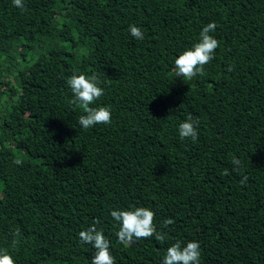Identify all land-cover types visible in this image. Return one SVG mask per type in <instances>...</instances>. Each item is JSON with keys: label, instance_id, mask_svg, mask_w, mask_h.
<instances>
[{"label": "trees", "instance_id": "16d2710c", "mask_svg": "<svg viewBox=\"0 0 264 264\" xmlns=\"http://www.w3.org/2000/svg\"><path fill=\"white\" fill-rule=\"evenodd\" d=\"M23 5L0 0V250L15 264H90L78 234L99 221L116 264H162L177 241L200 244L199 264H264V0ZM213 22L204 74L176 78ZM73 74L97 77L104 94L88 107H108L110 124L80 127ZM189 117L196 142L179 136ZM138 207L164 241L118 243L110 212Z\"/></svg>", "mask_w": 264, "mask_h": 264}, {"label": "clouds", "instance_id": "9594fccd", "mask_svg": "<svg viewBox=\"0 0 264 264\" xmlns=\"http://www.w3.org/2000/svg\"><path fill=\"white\" fill-rule=\"evenodd\" d=\"M12 3L17 8L24 7L23 0H12ZM215 28L216 24L214 22L204 26L199 34V42L175 59L173 71L176 78L192 80L198 75L204 74V66L212 61L214 52L219 47L218 40L210 35ZM129 33L136 40L144 39L141 29L137 26L130 25ZM67 85L73 94V99L70 102L73 105L80 104L86 109V115L80 116L78 120V124L83 130H88L99 124L107 125L111 123V111L108 107H88L104 94L103 88L98 86L95 75L88 77L82 74H73L67 79ZM178 131L182 140L191 139L192 142H196L198 139L197 125L192 122L191 117L179 124ZM232 163L235 165L233 171L238 172L241 162L234 158ZM222 174L228 175L229 173L225 170ZM243 180L246 181L247 176H244ZM110 215L119 225L116 237L118 243L122 245L131 246L136 241L149 239L153 236L157 241L166 239L165 233L157 232L154 225L155 213L148 208L113 210ZM98 223L99 221H96L92 227L80 231L78 234L79 241L82 244L90 245L94 250L90 264H116L115 258L110 252L109 239L106 238L102 230H98L95 226ZM173 223V220L167 219L164 226L167 227ZM14 235L18 236L19 232L17 231ZM12 243L15 246L19 241L14 239ZM199 261L200 244L198 242L191 241L182 247L181 242L177 241L167 248L162 264H199ZM0 264H15L14 259L7 250H0Z\"/></svg>", "mask_w": 264, "mask_h": 264}]
</instances>
